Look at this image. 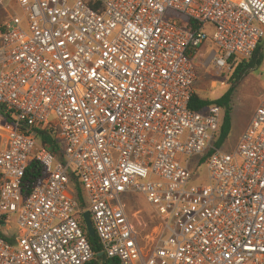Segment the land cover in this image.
<instances>
[{
	"label": "built area",
	"instance_id": "obj_1",
	"mask_svg": "<svg viewBox=\"0 0 264 264\" xmlns=\"http://www.w3.org/2000/svg\"><path fill=\"white\" fill-rule=\"evenodd\" d=\"M16 2L21 13L0 28V105L11 116L0 216L6 226L15 216L19 230L5 231L13 241L0 235V264L90 262L87 210L103 253L120 264H264V99L232 152L216 146L222 106L190 107L200 47L215 44L219 73L251 59L264 39V0ZM43 129L62 158L40 140ZM194 158L206 165L204 182H193ZM34 160L45 177L26 196ZM130 192L159 220L148 246L123 202Z\"/></svg>",
	"mask_w": 264,
	"mask_h": 264
},
{
	"label": "rangeland",
	"instance_id": "obj_2",
	"mask_svg": "<svg viewBox=\"0 0 264 264\" xmlns=\"http://www.w3.org/2000/svg\"><path fill=\"white\" fill-rule=\"evenodd\" d=\"M18 13H21V10L16 0H0V27ZM171 13L178 15L176 12ZM214 48H216L215 44L208 41L200 47L199 53L195 57L197 75V80L194 84L195 91L201 97L207 99H217L231 87V73L225 71L219 73L217 67L211 62L210 54ZM213 81L217 83L216 87L212 86ZM222 82L227 83V85H222ZM262 99H264V61L250 69L233 91L231 102L232 127L227 139L221 145L222 150L226 152L234 151ZM224 113L225 109L223 108ZM0 126V148H3L8 139L7 130L11 128V125L1 118V114ZM197 159L194 158L191 163V168L194 172L193 182H204L207 179V168L204 164L197 166ZM122 199L131 218L141 232L144 245L148 246L153 236L156 235L157 230H159L160 223L155 210L147 202L145 196L140 193H126L123 194ZM4 230L9 234L18 232L19 228L16 224L15 216L10 218L9 224L4 227Z\"/></svg>",
	"mask_w": 264,
	"mask_h": 264
},
{
	"label": "trees",
	"instance_id": "obj_3",
	"mask_svg": "<svg viewBox=\"0 0 264 264\" xmlns=\"http://www.w3.org/2000/svg\"><path fill=\"white\" fill-rule=\"evenodd\" d=\"M90 4L95 9H99L101 6L100 2L97 1L96 2L90 1ZM192 23L191 21L185 18H182V20H180V24L185 27H190ZM263 61H264V39L259 44L255 54L251 59L249 60L239 59L235 62L230 76L231 87L221 97L217 99H207L201 97L196 91L194 92L190 101V107L192 109L203 110L212 104L220 105L225 109V113L223 114V119L219 131V138L216 141V146L221 147L222 143L227 139L232 127L231 102H232L233 91L235 90L237 85L241 82V80L244 78V76L250 71V69H252L255 65H260L261 63H263ZM0 114L4 116L5 120L9 121L11 118L10 114H5V107L2 105H0ZM39 138L43 143L48 144L51 147V149L60 158H62L63 156L62 150L57 140L50 134L49 130H44V129L40 130ZM45 171H46L45 167L40 161L34 160L31 162V164L27 168V172L23 183V191L26 196H28L32 191V189L44 179ZM70 175H71L70 177L71 185L73 188L72 190L73 195L78 201L80 209L82 211L87 210L88 200L82 186L80 185L78 176L76 175V172L73 170L70 172ZM81 222L86 232V235L96 253L95 257L86 264H120V260L118 258H110L106 255V253L101 257L97 256L98 253L104 251L100 238L98 234H96L95 237L90 236L83 217H81ZM6 224H7L6 217L0 216V235L9 241H13V236L7 234L4 230Z\"/></svg>",
	"mask_w": 264,
	"mask_h": 264
},
{
	"label": "water",
	"instance_id": "obj_4",
	"mask_svg": "<svg viewBox=\"0 0 264 264\" xmlns=\"http://www.w3.org/2000/svg\"><path fill=\"white\" fill-rule=\"evenodd\" d=\"M83 218H84L88 233L90 234V236L95 237L96 231H95V228H94V225H93V222L91 219V213L89 210L83 212ZM103 255H104V253L100 252V253H98L97 256L101 257Z\"/></svg>",
	"mask_w": 264,
	"mask_h": 264
},
{
	"label": "crops",
	"instance_id": "obj_5",
	"mask_svg": "<svg viewBox=\"0 0 264 264\" xmlns=\"http://www.w3.org/2000/svg\"><path fill=\"white\" fill-rule=\"evenodd\" d=\"M252 117H253V116H252ZM251 119H252V118H251ZM250 122H251V120L249 121V123H248V125H247L246 129H247V128H248V126L250 125ZM246 129H245V130H246Z\"/></svg>",
	"mask_w": 264,
	"mask_h": 264
}]
</instances>
